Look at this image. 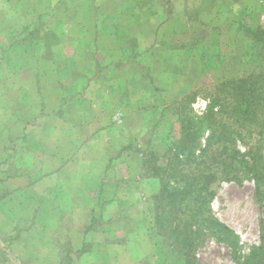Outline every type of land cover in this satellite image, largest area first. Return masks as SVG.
Instances as JSON below:
<instances>
[{
  "label": "rangeland",
  "instance_id": "rangeland-1",
  "mask_svg": "<svg viewBox=\"0 0 264 264\" xmlns=\"http://www.w3.org/2000/svg\"><path fill=\"white\" fill-rule=\"evenodd\" d=\"M258 36L264 0H0V264H264L247 169L206 205L229 230L200 222L191 249L146 175L186 95L264 72Z\"/></svg>",
  "mask_w": 264,
  "mask_h": 264
},
{
  "label": "trees",
  "instance_id": "trees-1",
  "mask_svg": "<svg viewBox=\"0 0 264 264\" xmlns=\"http://www.w3.org/2000/svg\"><path fill=\"white\" fill-rule=\"evenodd\" d=\"M200 97L208 103L197 111L194 103ZM178 116L181 137L169 144L165 155L153 152L148 156L146 175L160 178L163 187L157 206L163 212L157 225L166 226V236L179 247L191 249L198 240L195 233L202 234L200 222L229 230L212 215L210 206L206 208L216 195L217 181H241L244 168L256 184L264 183V72L193 91L179 102ZM255 125L261 127L260 132ZM256 133L261 138L255 144ZM239 145L249 148L243 151ZM250 155L249 164L245 159ZM162 157L165 164H159ZM188 212L189 217H184Z\"/></svg>",
  "mask_w": 264,
  "mask_h": 264
}]
</instances>
